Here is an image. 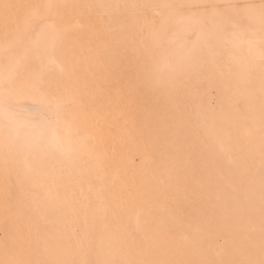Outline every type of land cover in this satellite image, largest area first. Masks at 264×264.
<instances>
[{"label":"snow or ice","instance_id":"obj_1","mask_svg":"<svg viewBox=\"0 0 264 264\" xmlns=\"http://www.w3.org/2000/svg\"><path fill=\"white\" fill-rule=\"evenodd\" d=\"M0 264H264V0H0Z\"/></svg>","mask_w":264,"mask_h":264},{"label":"bare ground","instance_id":"obj_2","mask_svg":"<svg viewBox=\"0 0 264 264\" xmlns=\"http://www.w3.org/2000/svg\"><path fill=\"white\" fill-rule=\"evenodd\" d=\"M4 2L12 3H37L46 2V0H4ZM63 2V0H58ZM70 2V0H69ZM77 2H87V0H77ZM123 2V0H122ZM127 2H145V0H127ZM171 2L189 3V4H202V3H223L225 0H171ZM233 2H254L259 3V0H233ZM101 87L104 89L105 94L116 96L119 89V84L115 79L111 80V83H105L101 80ZM201 94L203 104L208 108L219 107L222 102V95L219 89L214 85L204 84L201 86ZM35 107V106H30ZM121 153V166L127 170L129 176H135L137 178L147 173L149 168L148 158L146 156L145 144L139 138L126 139L120 144ZM197 202H192L191 206L185 205L188 211H196L198 207ZM131 227H135V219L132 217L129 221Z\"/></svg>","mask_w":264,"mask_h":264}]
</instances>
